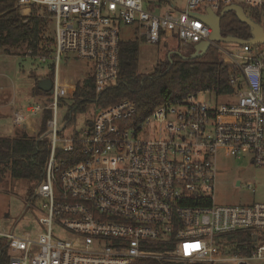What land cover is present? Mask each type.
Segmentation results:
<instances>
[{
	"label": "built area",
	"instance_id": "2783aa9c",
	"mask_svg": "<svg viewBox=\"0 0 264 264\" xmlns=\"http://www.w3.org/2000/svg\"><path fill=\"white\" fill-rule=\"evenodd\" d=\"M233 5L248 16L264 10V0H17L22 16L48 21L43 39L52 43L29 55L50 63L53 87L14 112L12 126L33 136L46 122L38 136L51 152L28 203L38 228L17 232L0 220V264H264V203L216 201L221 150L264 168V44H212L231 67L230 92L201 90L147 117L130 99L98 102L120 78L123 30L181 52L212 35L197 14ZM65 54L92 66L71 96L59 81ZM89 79L96 100L71 122L77 87ZM90 105L91 118L66 135ZM241 233L252 234L242 248Z\"/></svg>",
	"mask_w": 264,
	"mask_h": 264
},
{
	"label": "trees",
	"instance_id": "16d2710c",
	"mask_svg": "<svg viewBox=\"0 0 264 264\" xmlns=\"http://www.w3.org/2000/svg\"><path fill=\"white\" fill-rule=\"evenodd\" d=\"M223 10L220 9L218 14ZM249 16L260 23V13L249 12ZM261 24V23H260ZM48 29V21L38 16L26 18L17 7V0H0V51L9 52L20 44L27 46L34 55L40 51L41 45L46 48L52 40L44 41ZM222 35L248 40L251 38L249 26L243 24L234 12L225 15L221 22ZM191 55L194 49L190 50ZM139 41L121 44V74L117 85L105 89L99 96V106L116 104L123 99L137 103L139 116L147 117L158 105L166 102H177L192 93L201 90H215L218 93L230 92L229 83L231 67L224 63L223 55L211 47L201 58L186 61L178 55L165 63L159 62L150 74L138 73ZM48 78L53 79V74ZM45 94L34 88V95ZM93 80L78 85L74 95L75 103L70 107L67 120L73 122L74 116L83 111L95 98ZM51 116L50 113L45 121ZM46 132V122L41 135ZM51 144L49 138L40 139L28 131L17 129L12 136L0 137V171L9 172L17 181L38 184L45 176L50 157ZM34 201V192L29 193L28 202ZM232 237L231 239H233ZM240 248L252 241L251 233L237 235ZM163 251V247H154ZM135 264H175L163 260H140Z\"/></svg>",
	"mask_w": 264,
	"mask_h": 264
},
{
	"label": "rangeland",
	"instance_id": "374dc122",
	"mask_svg": "<svg viewBox=\"0 0 264 264\" xmlns=\"http://www.w3.org/2000/svg\"><path fill=\"white\" fill-rule=\"evenodd\" d=\"M260 23L264 26V10L260 14ZM122 37L127 42L139 41V74L152 73L159 62L165 63L169 60L171 53L179 52L185 57L191 56L192 49L180 52L175 44H170V51H167L163 49V44L159 47L148 44L131 29L123 30ZM27 49L26 45L20 44L9 49V52L0 51V137L12 136L19 129L12 126L13 110H25L29 105L40 102L41 98L33 93L34 88L42 77L51 74L50 63H41L36 57L30 56ZM91 68L90 63L65 54L59 70V81L63 88L67 89L61 92L71 96L74 84L87 77ZM93 111L94 106L90 105L79 114L77 122L65 132L66 135H70L73 129H81L85 121L91 118ZM35 134L33 136H38L41 130ZM217 161L219 176L216 184V201L219 205L264 203V168L253 165L248 155H243L239 159L232 156L228 150H221ZM36 185L17 181L9 172L0 171V220L5 226L17 232L34 231L38 228L40 214L28 204L29 193L34 192ZM248 185L251 186L250 189Z\"/></svg>",
	"mask_w": 264,
	"mask_h": 264
},
{
	"label": "water",
	"instance_id": "95a60500",
	"mask_svg": "<svg viewBox=\"0 0 264 264\" xmlns=\"http://www.w3.org/2000/svg\"><path fill=\"white\" fill-rule=\"evenodd\" d=\"M230 12H234L243 24L249 26L251 32L250 39L244 40L233 36L225 37L222 35V19ZM196 16L202 19V21L212 29V35L210 36L209 41L196 45L194 48V53L189 57H185L179 52H176L169 55V59L172 57V55H178L180 58L186 61L197 60L203 57L209 51L213 43L237 44L240 46L264 44V26L248 16L244 9L240 6L233 5L225 7L219 14L216 13L212 8H208L205 15L197 14ZM52 87L53 82L51 79L42 80L38 83V89L44 93H51Z\"/></svg>",
	"mask_w": 264,
	"mask_h": 264
},
{
	"label": "crops",
	"instance_id": "0c3cea01",
	"mask_svg": "<svg viewBox=\"0 0 264 264\" xmlns=\"http://www.w3.org/2000/svg\"><path fill=\"white\" fill-rule=\"evenodd\" d=\"M172 54V53H171ZM52 69H53V66H52ZM53 73V71L51 70V74ZM59 73H60V71H59ZM60 75V74H59ZM60 77V76H59ZM46 79H50V78H48V76L47 77H42L41 79H40V81H42V80H46ZM33 93H34V91H33ZM40 97V96H39ZM14 112H16V110L14 109L13 110V112H12V114H11V118H13V114H14ZM1 119V118H0ZM12 131V130H11ZM11 131H10V133H11ZM9 132V131H8Z\"/></svg>",
	"mask_w": 264,
	"mask_h": 264
}]
</instances>
